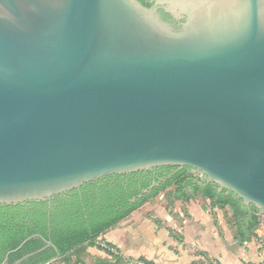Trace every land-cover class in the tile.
Segmentation results:
<instances>
[{
    "label": "water",
    "instance_id": "1",
    "mask_svg": "<svg viewBox=\"0 0 264 264\" xmlns=\"http://www.w3.org/2000/svg\"><path fill=\"white\" fill-rule=\"evenodd\" d=\"M162 166L264 213V0H0V205Z\"/></svg>",
    "mask_w": 264,
    "mask_h": 264
},
{
    "label": "trees",
    "instance_id": "2",
    "mask_svg": "<svg viewBox=\"0 0 264 264\" xmlns=\"http://www.w3.org/2000/svg\"><path fill=\"white\" fill-rule=\"evenodd\" d=\"M172 168L178 167L162 166L106 176L44 201L0 205V264L7 255L10 261L29 255L25 261L30 264H51L71 252L82 254L87 247L109 253L107 245L99 244V237L171 186L174 190L168 193L167 200L189 202L196 196L208 199L211 208L230 211L238 226L235 237H252L257 227V211L253 207L249 210L225 190L218 192L214 184L198 186L189 179V168L165 177L164 183L144 193L152 184L153 172L162 173ZM185 185L190 186L192 192H186ZM45 242L51 243L54 249Z\"/></svg>",
    "mask_w": 264,
    "mask_h": 264
},
{
    "label": "crops",
    "instance_id": "3",
    "mask_svg": "<svg viewBox=\"0 0 264 264\" xmlns=\"http://www.w3.org/2000/svg\"><path fill=\"white\" fill-rule=\"evenodd\" d=\"M171 203L159 195L145 203L99 237V244L107 245L110 254L94 249L96 254L108 259L105 264L139 260L152 264L259 263L251 241L250 245L239 243V237L232 235L220 217L215 220L205 205Z\"/></svg>",
    "mask_w": 264,
    "mask_h": 264
},
{
    "label": "rangeland",
    "instance_id": "4",
    "mask_svg": "<svg viewBox=\"0 0 264 264\" xmlns=\"http://www.w3.org/2000/svg\"><path fill=\"white\" fill-rule=\"evenodd\" d=\"M173 190H174V186H171L167 188L165 191L160 192L158 195L160 196L162 200H167L168 193L172 192ZM170 198L172 199V197ZM168 201H169V204L171 205L172 200H168ZM197 202L201 204L202 206L205 205L207 211L210 212V215L215 217V220H217V217H220V219H222L227 224L228 229L233 231L232 232L233 236L236 234L237 232L236 221L232 219L229 212H224V213L219 214L218 210H215V211L212 210L210 208V203H205V198H200L197 200ZM255 217L257 220V227L254 229L253 235L251 237V243L256 250L258 260H259L258 264H264V230L259 223L258 212L255 213ZM91 249L93 250L91 251ZM91 249L87 247L82 254L71 252L67 254L66 256H63L53 261L51 264H105L104 259L105 260H108V259L106 258L103 259L102 257L100 258L99 255L96 254V251L94 250L96 248H91ZM111 254L115 255V256H111V257H114L113 259L117 258L116 253L111 252ZM109 263L115 264L112 262H109ZM128 263L137 264V261H135L134 263L129 261Z\"/></svg>",
    "mask_w": 264,
    "mask_h": 264
},
{
    "label": "flooded vegetation",
    "instance_id": "5",
    "mask_svg": "<svg viewBox=\"0 0 264 264\" xmlns=\"http://www.w3.org/2000/svg\"><path fill=\"white\" fill-rule=\"evenodd\" d=\"M138 1H142L143 2V4L144 5H150L151 4V2L153 1V0H138ZM141 2V3H142ZM182 169H180V168H172V169H165L164 171H162V173L160 172V173H158V172H153L152 173V176H151V183H153V182H155V181H157L158 180V182L160 181V180H162V179H165V177L166 178H169V177H171L173 174H175L176 172H179V171H181ZM187 172L189 173L188 175H189V179L190 180H192L193 182H194V180L196 179V178H198V176L197 175H195V174H191V170L190 169H188L187 170ZM160 175H162V176H160ZM161 177V178H160ZM166 180V179H165ZM192 182V183H193ZM185 191L186 192H192V188L190 187V186H188V185H185ZM251 208H249V210H250ZM29 256V255H28ZM28 256H25V257H23V258H21V259H18V260H14V261H10L9 259H8V255H7V257L4 259V261L1 263V264H30V263H28L27 261H25L26 260V258L28 257ZM53 262V261H52Z\"/></svg>",
    "mask_w": 264,
    "mask_h": 264
},
{
    "label": "built area",
    "instance_id": "6",
    "mask_svg": "<svg viewBox=\"0 0 264 264\" xmlns=\"http://www.w3.org/2000/svg\"><path fill=\"white\" fill-rule=\"evenodd\" d=\"M258 215H259V223H260V225H261V227L263 228V230H264V213H260V212H258ZM109 250V249H108ZM110 251V250H109ZM137 264H145L144 262H142V261H137Z\"/></svg>",
    "mask_w": 264,
    "mask_h": 264
}]
</instances>
